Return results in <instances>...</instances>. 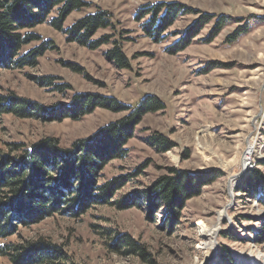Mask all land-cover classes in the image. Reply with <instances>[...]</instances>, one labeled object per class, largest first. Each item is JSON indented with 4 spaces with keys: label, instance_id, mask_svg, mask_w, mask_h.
Returning <instances> with one entry per match:
<instances>
[{
    "label": "rangeland",
    "instance_id": "1",
    "mask_svg": "<svg viewBox=\"0 0 264 264\" xmlns=\"http://www.w3.org/2000/svg\"><path fill=\"white\" fill-rule=\"evenodd\" d=\"M84 1L89 6L73 11L64 28L87 14L106 10L113 26L99 30L94 38L109 36L110 42L91 49L68 41L49 22L27 29L39 39L23 52L48 40L52 47L35 67L0 65V95H17L46 111L68 105L76 93L111 96L131 106L154 96L165 108L146 114L126 144L125 155L111 160L101 172L100 182L129 176L111 198V202L128 205L121 208L102 202L77 217L63 212L29 226L20 224L18 232L0 239V244L42 239L62 246L78 264H206L213 255L217 264H241L242 258L252 256L264 264V190L254 193L241 188L253 170L264 172V0ZM163 1L180 2L193 12L180 15L163 40L155 42L141 26L149 16L136 17L139 10ZM203 14L212 20L185 49L171 53L170 47ZM56 15L54 11L50 19ZM222 15L229 22L211 38ZM247 23V33L230 37ZM115 42L128 57V68L106 59L105 53ZM43 77H52L53 84H42ZM61 85L68 88L59 90ZM127 113L98 107L79 119L63 120L4 114L0 149L8 152L11 143L29 147L49 136L69 148ZM156 136L172 146L157 149L150 143ZM170 167L197 176L213 175L199 194L186 201L173 227L164 220L163 208L150 209L142 198H136L137 192L166 175ZM221 210L225 217L219 222ZM201 224L209 228L220 224L215 248L205 247ZM120 236L135 241L139 252L120 244ZM0 264L12 263L0 255Z\"/></svg>",
    "mask_w": 264,
    "mask_h": 264
},
{
    "label": "trees",
    "instance_id": "2",
    "mask_svg": "<svg viewBox=\"0 0 264 264\" xmlns=\"http://www.w3.org/2000/svg\"><path fill=\"white\" fill-rule=\"evenodd\" d=\"M86 6L89 3L84 0H0V65L7 68L37 66L38 59L52 47L51 41H44L23 52L25 46L39 39L37 35L25 31L45 22L63 31L68 41L91 49L109 43V36L94 38L99 30L113 26L106 10L87 14L69 28H64L67 17ZM54 11H57V15L50 19ZM191 12L180 2L163 1L139 10L136 18L141 20L149 16L142 22V30L146 36L160 42L180 15ZM212 18L209 14L197 18L169 51L178 53L185 49ZM228 22L227 16H219L211 38ZM249 29L247 23L238 27L230 37L238 38ZM105 57L119 68L130 66L128 57L117 42L107 50ZM73 68L79 70L75 65ZM40 80L42 84H53L52 77ZM57 88L63 91L68 87L61 85ZM98 107L128 113L104 125L91 136L77 139L69 148L62 147L58 138L49 136L29 147L24 143H11L8 152L0 149V239L17 233L20 224H36L58 213L77 217L102 202L113 203L121 208L128 205L122 201L111 202V198L128 182L129 176L121 175L100 182L101 172L111 160L125 155V146L143 117L165 108L164 103L154 96H146L139 104L131 106L111 96L76 93L68 105L46 111L39 103L17 95H0V117L15 114L21 118L79 119ZM150 143L161 151L172 146L162 136L153 137ZM168 170L151 186L137 192L136 198H142L150 209L163 208L164 220L173 227L179 222L186 201L199 194L202 186L213 180V175L206 173L197 176L174 167ZM241 188L254 193L264 190V172L253 170L242 181ZM118 241L133 252H139V245L130 237L120 236ZM140 254L144 255L143 252ZM0 255L7 256L12 264H78L62 246L42 239L21 244H0Z\"/></svg>",
    "mask_w": 264,
    "mask_h": 264
},
{
    "label": "bare ground",
    "instance_id": "3",
    "mask_svg": "<svg viewBox=\"0 0 264 264\" xmlns=\"http://www.w3.org/2000/svg\"><path fill=\"white\" fill-rule=\"evenodd\" d=\"M250 153V152H249ZM248 153V154H249ZM249 161L248 155L245 156L244 164L247 165ZM225 217V211L221 210L219 213V222ZM200 236L204 238V245L205 247L215 248L216 247V236L220 231V224H217L213 228H209L204 224L200 226ZM210 261V263L208 262ZM206 264H217V260L215 256H211L207 259ZM241 264H262V260L257 256L249 257L248 259H241Z\"/></svg>",
    "mask_w": 264,
    "mask_h": 264
}]
</instances>
